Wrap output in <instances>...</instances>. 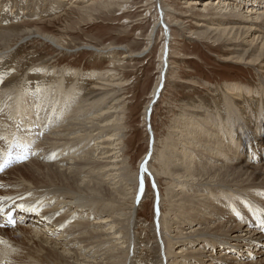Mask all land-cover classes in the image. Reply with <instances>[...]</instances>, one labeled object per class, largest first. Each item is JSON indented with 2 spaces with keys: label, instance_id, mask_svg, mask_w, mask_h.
<instances>
[{
  "label": "bare ground",
  "instance_id": "bare-ground-1",
  "mask_svg": "<svg viewBox=\"0 0 264 264\" xmlns=\"http://www.w3.org/2000/svg\"><path fill=\"white\" fill-rule=\"evenodd\" d=\"M244 1L182 4L215 16L210 25L198 22L199 28L212 42L233 45L237 56L230 63L255 70L259 89L236 83L209 91L161 142L150 125L169 74L171 30L160 0H154L159 17L145 48L110 49L117 61L141 58L159 29L164 31L157 80L143 114L152 144L131 173L123 126L114 123L110 135L95 139L105 128L101 116H90L95 105L108 100L115 102L109 109L119 113L121 86L108 74L114 70L84 74L42 62L23 69L25 84L15 83L18 68L27 63L17 57L22 40L38 39L63 51L55 38L21 21L87 0H43L40 10L36 0H0V153L9 145L13 153V162L0 172V264H264V0ZM193 135L209 148H195ZM18 155L27 158L16 162ZM146 180L152 184L155 218L142 235L138 209L150 194ZM164 181L168 189L161 199ZM11 212L14 225L6 222ZM191 223L197 224L184 227Z\"/></svg>",
  "mask_w": 264,
  "mask_h": 264
},
{
  "label": "rangeland",
  "instance_id": "rangeland-1",
  "mask_svg": "<svg viewBox=\"0 0 264 264\" xmlns=\"http://www.w3.org/2000/svg\"><path fill=\"white\" fill-rule=\"evenodd\" d=\"M110 1L114 3L109 5V0H87L84 4L69 5L57 14L40 17L35 15L30 19H23L21 25H24L25 28H34L38 34L55 38L63 45V51L61 50L60 53L38 39L29 41L30 39L27 38L28 40H22L24 43L19 42L18 45L22 46L18 48L17 57L19 60H24L23 62L30 61L31 63L21 65L22 71L21 67L18 68L19 73L15 83L18 84L20 80L23 83L26 80L23 69L27 70L29 68L26 67L27 65H31V68L34 65H42V62L47 63L43 64L47 67L54 65L55 69L64 68L68 71L75 68L84 74H99L101 70H114L113 73L108 74L113 77L110 81L112 84L121 86L119 113L109 109L110 105H115V102L108 100L95 105L90 116H101V126L105 128L95 139L110 135L109 129L114 123L123 126L122 146H126H123L124 157L127 158L130 172L133 173L152 144L151 133L145 128L143 114L144 107L157 80L160 65L159 51L165 38L164 31L160 28L155 35L154 44L144 57L115 60L111 48L113 50L116 48L124 50L123 48H125L129 53H137L146 47L148 33L159 17L157 15L159 5H156L154 0ZM182 1L184 0H160L161 6L166 9L165 22L171 30V39L168 58L169 74H167L164 90L150 117L151 128L154 134L156 133V142H161L162 138L173 133L172 129L176 127L174 123H177V119L181 118L183 122H186L187 118H185L186 116L182 117L183 114L190 113L188 110L192 109L191 105L205 101L209 91L220 89L223 85H235L236 83L259 89L255 70L230 63L231 59L237 56L235 50L232 49L233 45L216 44L206 38L205 30L199 28L198 22L210 25L209 20L215 21V16L210 13H200L198 10L190 12L189 9L184 8L185 5L182 4ZM243 2L247 3L244 0ZM36 4L39 5L40 10L43 0H36ZM12 9L11 5L7 12L10 13ZM20 11H23V8H20ZM160 25H162V21H160ZM163 28L165 27L163 26ZM16 41L17 39L10 43V48H14ZM26 41L28 42L26 43ZM88 46H94L102 52L93 55L87 50ZM121 53L119 52L117 55L119 58H121ZM0 63L2 65L3 62ZM79 85L81 84L79 83ZM83 87L78 90L77 94L82 93ZM253 115H256L254 110ZM200 140L194 135L189 139L195 148L205 151L209 147L198 142ZM13 148L15 149V147ZM188 149L185 148L187 151H192ZM29 153L32 156L31 147ZM182 156L185 157L184 154ZM201 157L203 160L207 159L208 162L207 154L203 152ZM152 168L151 171L154 172V167ZM168 182L164 181V186H160L161 199H163L164 191L168 189L165 186ZM146 183L150 194L138 209V219L142 218L145 221L141 220L145 224V228L143 225L137 228V232L142 235L148 233L146 226L154 222L155 218V202L151 194L152 184L150 180H146ZM173 189L177 190L178 188ZM167 193L171 195V189ZM160 206L162 207V205ZM161 212H163V208H161ZM234 216L237 218V213ZM251 219L257 226V219L253 217ZM196 224L191 223L184 227L191 225L194 227Z\"/></svg>",
  "mask_w": 264,
  "mask_h": 264
},
{
  "label": "snow or ice",
  "instance_id": "snow-or-ice-1",
  "mask_svg": "<svg viewBox=\"0 0 264 264\" xmlns=\"http://www.w3.org/2000/svg\"><path fill=\"white\" fill-rule=\"evenodd\" d=\"M0 139H3L2 137H0ZM0 156H3L4 159L2 162H0V172L4 171L6 169V167L10 166V164L13 162V153L11 150V145H9V147L7 148V150L3 153H0ZM27 156L26 155H18L15 160L16 162H22L24 159H26ZM143 167V166H142ZM21 208H23V205L20 206ZM4 209L0 208V212H3ZM11 223L14 225L15 221L11 219V217H9ZM4 241L0 240V243H3Z\"/></svg>",
  "mask_w": 264,
  "mask_h": 264
}]
</instances>
